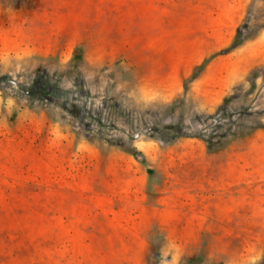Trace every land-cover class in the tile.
<instances>
[{
  "label": "rangeland",
  "instance_id": "374dc122",
  "mask_svg": "<svg viewBox=\"0 0 264 264\" xmlns=\"http://www.w3.org/2000/svg\"><path fill=\"white\" fill-rule=\"evenodd\" d=\"M0 10V264H264V0Z\"/></svg>",
  "mask_w": 264,
  "mask_h": 264
},
{
  "label": "crops",
  "instance_id": "0c3cea01",
  "mask_svg": "<svg viewBox=\"0 0 264 264\" xmlns=\"http://www.w3.org/2000/svg\"><path fill=\"white\" fill-rule=\"evenodd\" d=\"M27 48V26L20 22V25L12 30L5 20H0V72L4 73L8 70L6 64L9 63V56L19 55L21 60V57L27 55Z\"/></svg>",
  "mask_w": 264,
  "mask_h": 264
},
{
  "label": "trees",
  "instance_id": "16d2710c",
  "mask_svg": "<svg viewBox=\"0 0 264 264\" xmlns=\"http://www.w3.org/2000/svg\"><path fill=\"white\" fill-rule=\"evenodd\" d=\"M228 51H229V50H228ZM179 102H180V101L176 100V101H174L170 106H168V107L165 108V111H166L167 116H169L170 114H172L173 119H174L175 121H177V117H176V115L173 114V111H174V109L176 108V105H177ZM174 120H173V121H174ZM175 121L172 122V123H167V124L165 123V127L175 126ZM176 125H177V124H176Z\"/></svg>",
  "mask_w": 264,
  "mask_h": 264
}]
</instances>
